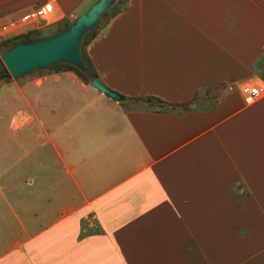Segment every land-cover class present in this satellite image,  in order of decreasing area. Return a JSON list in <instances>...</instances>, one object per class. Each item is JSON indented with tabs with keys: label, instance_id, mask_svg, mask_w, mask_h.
Wrapping results in <instances>:
<instances>
[{
	"label": "crops",
	"instance_id": "crops-1",
	"mask_svg": "<svg viewBox=\"0 0 264 264\" xmlns=\"http://www.w3.org/2000/svg\"><path fill=\"white\" fill-rule=\"evenodd\" d=\"M93 1L0 0V42ZM85 50L122 101L0 81V264H264V0H125Z\"/></svg>",
	"mask_w": 264,
	"mask_h": 264
},
{
	"label": "water",
	"instance_id": "water-1",
	"mask_svg": "<svg viewBox=\"0 0 264 264\" xmlns=\"http://www.w3.org/2000/svg\"><path fill=\"white\" fill-rule=\"evenodd\" d=\"M116 1L95 0L66 27L0 50L1 62L13 79L56 63H68L77 67L90 80L93 89L115 102L122 101L121 94L106 86L101 79L91 77L81 56V45L85 35Z\"/></svg>",
	"mask_w": 264,
	"mask_h": 264
},
{
	"label": "rangeland",
	"instance_id": "rangeland-1",
	"mask_svg": "<svg viewBox=\"0 0 264 264\" xmlns=\"http://www.w3.org/2000/svg\"><path fill=\"white\" fill-rule=\"evenodd\" d=\"M95 1V0H94ZM93 1V2H94ZM92 2V3H93ZM91 3V4H92ZM90 4V5H91ZM125 4V0H121L114 8L112 11L109 12V14L102 18V20L98 23V25L96 26V28L92 31L91 35L93 34H100L102 32L105 31V29L107 28V25H108V22L109 20L111 19L112 15L119 9H121ZM89 5V6H90ZM89 8V7H88ZM87 8V9H88ZM86 8L83 10V12H85L87 10ZM82 12V13H83ZM69 23V22H68ZM65 24H67V20L65 21H61V22H58L57 24H53V25H49L47 27H44L43 29H41V31L39 32H36V33H33V34H26L24 35L21 39H31L35 36H40L41 34H46V35H49L55 31H57L58 29L62 28ZM45 36V35H44ZM15 40H18V39H15V38H8V40H5L3 42H0V50H3L5 48H8L10 44H12V42H14ZM61 65H58V66H55L53 68H51L52 70H56V68H61L60 67ZM71 71H73L77 76H79L80 78H82V76L76 72L74 69H71ZM11 77V76H10ZM83 79V78H82ZM133 103V102H132ZM139 104H143L144 106H148V107H151V108H158V107H161L156 100L154 99H151L149 100V102L145 100L143 101H139L138 102ZM5 116V115H4ZM0 122L3 124V128L0 129V134L2 131L4 135H7V130H8V127H7V123H8V116H6V118L2 117L0 118ZM2 134V135H3ZM60 169V168H59Z\"/></svg>",
	"mask_w": 264,
	"mask_h": 264
},
{
	"label": "trees",
	"instance_id": "trees-1",
	"mask_svg": "<svg viewBox=\"0 0 264 264\" xmlns=\"http://www.w3.org/2000/svg\"><path fill=\"white\" fill-rule=\"evenodd\" d=\"M121 0H117L116 1V3L102 16V18H104V17H106L108 14H109V12L110 11H112L113 10V8L120 2ZM120 10V9H119ZM119 10H117L116 12H118ZM115 12V13H116ZM114 13V14H115ZM113 14V15H114ZM112 15V16H113ZM102 18H101V20H102ZM101 20H99L92 28H91V30L85 35V37H84V40H83V42H82V45H81V56H82V59H83V62H84V64H85V66L87 67V69H88V71H89V73H90V75H91V77H93V78H98V74L96 73V71L94 70V68H93V65H92V63H91V61H90V59H89V57H88V55H87V53H86V50H85V46H86V44L89 42V40L90 39H92V38H94L95 36H97L98 34H93V35H91V33H92V31L96 28V26L98 25V23L101 21ZM69 22V23H68ZM72 21H67V24H65L63 27H66L67 25H69L70 23H71ZM62 27V28H63ZM61 29V28H60ZM59 30V29H58ZM26 34H33L32 32H29V33H25V34H20V35H17V36H14V37H11V38H15V39H18V40H15L14 42H12V44H10L9 45V47H11V46H13V45H15V44H17V43H19V42H23V41H29V40H32V39H35V38H39V37H42L43 35H40V36H35V37H33V38H31V39H21L24 35H26ZM5 40H8V38L7 39H4V40H2L1 42H3V41H5ZM8 47V48H9ZM58 65H61L60 67L61 68H56V70H71V69H74L76 72H78L81 76H82V78H83V80H86V81H90L77 67H75V66H73V65H71V64H68V63H56V64H53V65H51L50 66V68H53V67H55V66H58ZM10 78V75H9V73L7 72V70H6V68L4 67V65H3V63L1 62V60H0V81L1 80H7V79H9Z\"/></svg>",
	"mask_w": 264,
	"mask_h": 264
},
{
	"label": "built area",
	"instance_id": "built-area-1",
	"mask_svg": "<svg viewBox=\"0 0 264 264\" xmlns=\"http://www.w3.org/2000/svg\"><path fill=\"white\" fill-rule=\"evenodd\" d=\"M46 16L47 13L45 8L40 7L24 13L17 21L22 23H38L39 21L45 19ZM16 24H17L16 21H11L9 23H5L2 26H0V35L16 27ZM242 92L248 93L251 97H256L259 95L260 89L258 87H250L247 85L242 89Z\"/></svg>",
	"mask_w": 264,
	"mask_h": 264
}]
</instances>
